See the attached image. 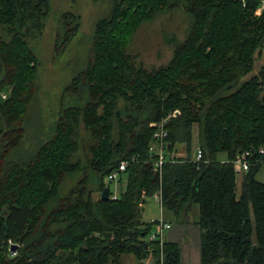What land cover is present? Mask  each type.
Wrapping results in <instances>:
<instances>
[{
	"label": "trees",
	"instance_id": "trees-1",
	"mask_svg": "<svg viewBox=\"0 0 264 264\" xmlns=\"http://www.w3.org/2000/svg\"><path fill=\"white\" fill-rule=\"evenodd\" d=\"M51 8V0H0V264H122L127 254L136 264L149 254L151 264H184L179 242L145 240L152 225L142 211L159 188L166 217L199 230L195 264H264L262 163L240 173L239 192L232 164L247 149L264 160V62L243 79L264 49V0H110L45 131L32 42ZM174 9L189 18L185 37L169 38V61L146 68L127 45L142 22ZM78 26L77 15L58 16L55 52ZM175 110L159 174L145 162L155 142L150 124ZM122 160L126 188L103 201L105 178ZM67 177L76 181L63 190Z\"/></svg>",
	"mask_w": 264,
	"mask_h": 264
},
{
	"label": "rangeland",
	"instance_id": "rangeland-1",
	"mask_svg": "<svg viewBox=\"0 0 264 264\" xmlns=\"http://www.w3.org/2000/svg\"><path fill=\"white\" fill-rule=\"evenodd\" d=\"M51 5L52 8L41 37L32 42L39 60V74L37 79L39 90L38 106L41 107L40 112L42 113V122L45 125V131L48 130V127L50 128L52 126V122L55 120L54 114L58 111L59 97L63 87L70 81L73 74L84 65L91 46L94 23L97 19L105 16L109 12L110 0H51ZM65 12L77 15L79 17V26L76 34L63 51L59 50V52H55L54 33L57 27V19L60 14ZM188 25L189 18L181 9L160 12L151 21L140 24L133 33L127 45L126 52L135 57L137 62L146 68L165 64L171 58L173 49L168 39L176 37L178 40H182L185 37ZM263 62L264 49L261 54L256 55L252 71L243 77V79L255 73ZM196 132L197 129L194 128V136L192 138L193 152L198 150ZM80 135L82 139H85L87 133L81 128ZM44 139L41 138V141H44ZM39 142L35 140V144ZM27 146L28 141L24 144V147ZM183 148L184 146L182 144H177V154L182 153ZM78 155L81 161L84 162L86 156L84 144L81 145ZM224 156L225 154L222 153L220 158L224 159ZM256 179L264 181V164H262L257 173ZM75 181L76 178H65L62 183V189L65 190L70 187ZM236 181L239 192L242 174L237 175ZM125 184L126 178L124 176L116 186L111 184L110 189L112 191L115 190L116 195L119 196L123 192ZM160 214V209L157 204L151 200L145 201V210L142 211V219L144 221L147 222L154 218H159ZM170 219L173 224H179L171 215ZM189 222L192 221L185 223ZM127 255L134 257L132 254ZM196 261L197 259L191 264H195Z\"/></svg>",
	"mask_w": 264,
	"mask_h": 264
},
{
	"label": "built area",
	"instance_id": "built-area-1",
	"mask_svg": "<svg viewBox=\"0 0 264 264\" xmlns=\"http://www.w3.org/2000/svg\"><path fill=\"white\" fill-rule=\"evenodd\" d=\"M2 97L6 98V93H2ZM179 111L175 110L172 113L168 114L167 117L163 118L162 120L158 122H154L151 124L153 129L152 137L155 140L154 143L150 144L149 146V156L147 157L145 162H151L152 164V171L156 173H161V167L162 165L169 161L167 159V152H166V138L168 137V130L166 128V122L168 119L172 116L178 115ZM264 154V148L260 147L258 148V155ZM172 155V154H171ZM202 157V152L200 149L197 150V153L195 155L194 160L199 161ZM136 157L132 156L131 161H135ZM256 163H262L264 164V160L259 159L256 157L254 151L251 149L243 150L239 152L235 158L232 160V164L234 167V170L237 173H243L247 171L251 164ZM128 165V160H122L118 163L116 167H114L106 176V183L105 185L109 189V198L116 199L118 196L115 193V190L110 189V185L114 184L115 186L118 184L119 181L124 177V170L126 169V166ZM124 191V190H123ZM143 197L144 196L143 193ZM149 200L154 202L158 205L160 209V217L154 218L150 221L152 227L150 231L145 235L146 242L153 243L157 241L162 247V244L166 241L167 237V231L171 229L172 224L170 222H167L164 220L162 216V212L164 210L163 208V200H162V191L159 188L156 192H154L150 197ZM17 246V243L13 242L11 239H8L6 243H4V246L6 247L7 251L11 256H14L16 254V250L12 251V246ZM151 250V248H149ZM162 259V255H161ZM143 264H151V256L150 254L145 257L142 260Z\"/></svg>",
	"mask_w": 264,
	"mask_h": 264
},
{
	"label": "crops",
	"instance_id": "crops-1",
	"mask_svg": "<svg viewBox=\"0 0 264 264\" xmlns=\"http://www.w3.org/2000/svg\"><path fill=\"white\" fill-rule=\"evenodd\" d=\"M126 184L124 186L125 190ZM165 221L172 224L171 229L167 231L166 240L179 242L182 250V257L184 264H191L194 260H198L199 257V230L193 222L189 223H179L173 224V222L168 219L163 211L162 214ZM198 256V257H197ZM197 257V258H196ZM135 257L130 255H125L122 257V264H136Z\"/></svg>",
	"mask_w": 264,
	"mask_h": 264
},
{
	"label": "water",
	"instance_id": "water-1",
	"mask_svg": "<svg viewBox=\"0 0 264 264\" xmlns=\"http://www.w3.org/2000/svg\"><path fill=\"white\" fill-rule=\"evenodd\" d=\"M169 147H170V146H169V144H168V145H167V148H169ZM100 198H101V200H103V201L109 199V189H108V187H104V188L102 189V191L100 192ZM15 249H16V246H15V245L11 247V250H12V251H14Z\"/></svg>",
	"mask_w": 264,
	"mask_h": 264
},
{
	"label": "bare ground",
	"instance_id": "bare-ground-1",
	"mask_svg": "<svg viewBox=\"0 0 264 264\" xmlns=\"http://www.w3.org/2000/svg\"><path fill=\"white\" fill-rule=\"evenodd\" d=\"M154 123V122H153ZM152 124V123H151ZM151 124H150V126H151ZM166 145H167V143H166ZM105 187H107V186H105ZM99 196H100V194H99Z\"/></svg>",
	"mask_w": 264,
	"mask_h": 264
}]
</instances>
